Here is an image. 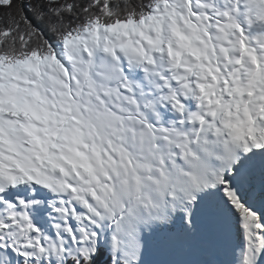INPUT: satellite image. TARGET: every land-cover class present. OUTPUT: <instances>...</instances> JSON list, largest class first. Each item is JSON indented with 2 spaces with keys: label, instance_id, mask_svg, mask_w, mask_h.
Segmentation results:
<instances>
[{
  "label": "snow or ice",
  "instance_id": "obj_1",
  "mask_svg": "<svg viewBox=\"0 0 264 264\" xmlns=\"http://www.w3.org/2000/svg\"><path fill=\"white\" fill-rule=\"evenodd\" d=\"M0 264H264V0H0Z\"/></svg>",
  "mask_w": 264,
  "mask_h": 264
}]
</instances>
